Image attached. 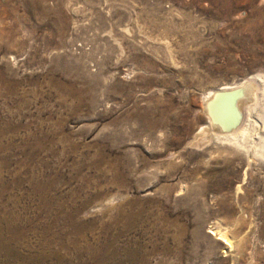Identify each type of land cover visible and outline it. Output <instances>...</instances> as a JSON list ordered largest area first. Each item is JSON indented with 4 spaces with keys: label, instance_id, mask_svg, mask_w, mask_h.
<instances>
[{
    "label": "rangeland",
    "instance_id": "374dc122",
    "mask_svg": "<svg viewBox=\"0 0 264 264\" xmlns=\"http://www.w3.org/2000/svg\"><path fill=\"white\" fill-rule=\"evenodd\" d=\"M258 74L264 0H0V264H264V158L195 141Z\"/></svg>",
    "mask_w": 264,
    "mask_h": 264
},
{
    "label": "bare ground",
    "instance_id": "6f19581e",
    "mask_svg": "<svg viewBox=\"0 0 264 264\" xmlns=\"http://www.w3.org/2000/svg\"><path fill=\"white\" fill-rule=\"evenodd\" d=\"M204 108L209 124L200 127L195 141L209 139L212 131L215 138L234 144L249 158H264V75L208 91ZM4 238L1 235L0 247L6 245Z\"/></svg>",
    "mask_w": 264,
    "mask_h": 264
},
{
    "label": "water",
    "instance_id": "95a60500",
    "mask_svg": "<svg viewBox=\"0 0 264 264\" xmlns=\"http://www.w3.org/2000/svg\"><path fill=\"white\" fill-rule=\"evenodd\" d=\"M234 93H236V92H234Z\"/></svg>",
    "mask_w": 264,
    "mask_h": 264
}]
</instances>
